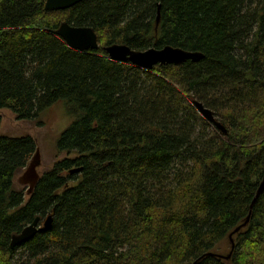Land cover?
<instances>
[{
	"label": "trees",
	"instance_id": "obj_1",
	"mask_svg": "<svg viewBox=\"0 0 264 264\" xmlns=\"http://www.w3.org/2000/svg\"><path fill=\"white\" fill-rule=\"evenodd\" d=\"M46 1L0 0V110L42 126L69 104L56 148L74 156L28 196L15 179L36 139L0 134V264H264V192L251 209L264 179V0H85L54 12ZM64 22L92 28L99 49H71L54 33ZM116 44L204 58L146 70L111 60ZM50 215L49 230L11 247ZM249 216L231 257L213 253Z\"/></svg>",
	"mask_w": 264,
	"mask_h": 264
},
{
	"label": "water",
	"instance_id": "obj_2",
	"mask_svg": "<svg viewBox=\"0 0 264 264\" xmlns=\"http://www.w3.org/2000/svg\"><path fill=\"white\" fill-rule=\"evenodd\" d=\"M85 0H47L45 3V11L54 12V11H63L74 7L75 5L83 2ZM57 36L62 38V40L73 50L80 52H87L89 50H98L99 43L96 32L89 27H73L68 23H62L58 30L54 32ZM109 58L113 61L130 63L134 66H137L142 69L152 70L156 66H169L176 65L180 66L188 61L198 62L203 59V54L199 52L186 51L180 48H174L171 46H166L161 49L150 48L145 51H135L132 50L127 45H112L105 48ZM194 105L198 112L202 115L204 119L216 125V127L222 131L224 135H227V130L225 127L218 122L212 111L206 109L201 103L194 101ZM41 165L40 153L37 149L33 159L30 161L28 166L25 168L24 174L20 177L21 181L27 189V195L32 194L34 188L36 187L40 175L38 174L37 169ZM81 169H75L71 171V174L79 173ZM264 192V179L259 187L257 195L254 199V202L251 206L253 208L259 196ZM251 215V214H250ZM250 216L246 221L237 227L233 233L229 235V239L232 242V250L229 256L223 257L219 256L222 259H229L234 249V242L232 237L234 234L239 233L243 228L249 223ZM53 217L50 215L43 222L40 217H37L32 224L25 227L19 234H16L12 237L11 247L15 248L17 246L27 243L29 240L34 238L40 229L44 227V230H49L52 227Z\"/></svg>",
	"mask_w": 264,
	"mask_h": 264
},
{
	"label": "rangeland",
	"instance_id": "obj_3",
	"mask_svg": "<svg viewBox=\"0 0 264 264\" xmlns=\"http://www.w3.org/2000/svg\"><path fill=\"white\" fill-rule=\"evenodd\" d=\"M69 109L70 105L65 102L52 106L41 115V120L45 123L42 126L34 122L19 121L16 115L8 109L0 110V134L13 137L25 135L34 137L41 159V165L37 171L39 175H42L51 170L57 162L74 156L68 153H58L56 148L59 136L74 120V115L69 113ZM24 172L25 169L16 176L15 186L18 190L27 191L28 187L19 181ZM25 197L28 199L27 195ZM231 250L232 242L227 237L219 243L213 253L227 257Z\"/></svg>",
	"mask_w": 264,
	"mask_h": 264
}]
</instances>
